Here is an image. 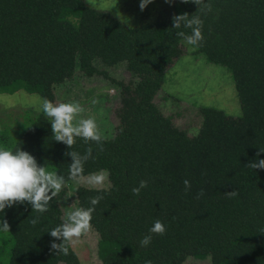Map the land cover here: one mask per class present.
<instances>
[{"label": "trees", "instance_id": "1", "mask_svg": "<svg viewBox=\"0 0 264 264\" xmlns=\"http://www.w3.org/2000/svg\"><path fill=\"white\" fill-rule=\"evenodd\" d=\"M213 5L218 11L202 17L204 45L194 48L176 36L191 30L172 28V17L193 15L198 6L180 0L170 19L134 28L85 0H0V93L24 90L54 103L56 88L77 69L89 78L104 75L97 60L108 67L126 63L135 81L130 89L116 81L123 105L120 130L105 139L95 162L85 164V175L107 170L110 187L81 186L76 193L84 208L91 197L104 196L91 221L102 264H184L190 257L212 264H264V170L246 166L264 148V0H213ZM190 49L229 69L243 109V116L234 118L201 107L196 136L180 129L155 101L168 69ZM25 121L23 132L22 125L12 133L0 130V147L22 148L48 169L57 149L54 169L67 178L70 149L54 140L50 118L42 112ZM89 146L96 155L95 145L79 138L73 150L83 154ZM141 180L148 186L133 195ZM185 180L191 183L187 194ZM235 190L238 197L227 198L225 193ZM66 191L43 214L28 204L5 210L13 245L0 248V264H82L73 247L68 255L50 248L62 243L48 232L62 223ZM156 220L165 235L152 234L151 243L141 247Z\"/></svg>", "mask_w": 264, "mask_h": 264}, {"label": "rangeland", "instance_id": "2", "mask_svg": "<svg viewBox=\"0 0 264 264\" xmlns=\"http://www.w3.org/2000/svg\"><path fill=\"white\" fill-rule=\"evenodd\" d=\"M93 3L94 7L89 6L111 14L130 28L170 19L174 15L175 5V3L169 5L165 0H154V3L141 11L140 0H93ZM117 12L121 14V20L117 18ZM184 48L186 52L187 47ZM190 51L189 54L177 59L167 71L166 83L157 95L156 103L165 115L173 118L180 129L186 130L190 136H196L202 125L199 111L201 107H213L234 118H241L243 109L229 69L211 64L204 55L192 54L191 49ZM97 61L104 75L89 78L77 69L72 79L56 88L54 104L79 102L86 109L84 116L94 118L106 139H109L119 132L121 125L118 110L123 106L122 96L116 81L118 84L124 83L128 89L134 88L135 81L127 70L126 63L108 67L100 60ZM43 99L44 97L39 94H29L24 90L14 94L0 93V130L12 133L18 125H22L19 129L23 132L27 116L43 112L41 109ZM56 155L57 149L54 152V165H51L54 167L57 164ZM54 167L48 170L56 173ZM81 186L88 188L73 181L65 185L66 195L61 200L63 215L70 210L69 206L74 204L79 207L76 193ZM3 216L4 213L0 214V217ZM98 241L97 233L92 230L80 243L73 246L82 264H102L97 255ZM7 243L13 245L8 233L0 231V248L6 247ZM184 264L212 263L210 259L199 261L190 257Z\"/></svg>", "mask_w": 264, "mask_h": 264}, {"label": "clouds", "instance_id": "3", "mask_svg": "<svg viewBox=\"0 0 264 264\" xmlns=\"http://www.w3.org/2000/svg\"><path fill=\"white\" fill-rule=\"evenodd\" d=\"M169 5H173L176 0H165ZM181 3H192L198 6V11L189 15L183 13L172 17V28L190 29V34L179 30L176 36L181 38L187 45L194 48L203 47L205 36L203 34L205 20L202 17L218 11L214 9L213 0H180ZM90 6H95L93 0H85ZM154 0H140V10L144 11ZM117 18L121 20V14L117 12ZM218 18V17H217ZM95 103V101H93ZM41 109L46 117L50 118L53 137L56 142L65 144L70 151L65 152V156L71 157L69 164V174L65 176L51 172L47 166L38 164L36 158L30 153L17 148L15 151L0 147V214L5 213L16 205L28 204L34 212L43 214L49 210L50 202L57 197L69 181L86 185L88 188L96 191H102L109 187V172L101 169L85 175V164L88 161L97 159V156L104 151V141L106 139L104 132L98 126L96 120L92 117H85L86 109L76 101L59 102L44 98ZM81 139L89 146L81 154L73 150L77 139ZM264 148H259L257 159L246 166L253 170H264V160L259 159ZM148 186V181L141 180L138 187L132 188L133 195L139 196L141 190ZM185 193L191 190V183L184 181ZM204 195L201 190L197 194V199ZM229 199L238 197V190L226 192ZM104 199L103 195L91 197L90 207H76L74 204L69 206L70 210L61 218L62 223L48 233L55 240L62 243L52 242L50 248L54 254L68 255L71 247L77 245L93 230L91 223L95 206ZM31 224L35 226L39 222V217L32 219ZM0 231L10 232L8 221L0 217ZM264 232V228L260 229ZM166 228L160 220H156L149 229V235L144 236L140 241L141 247H147L152 241V234L163 236ZM145 264H151L146 261Z\"/></svg>", "mask_w": 264, "mask_h": 264}, {"label": "crops", "instance_id": "4", "mask_svg": "<svg viewBox=\"0 0 264 264\" xmlns=\"http://www.w3.org/2000/svg\"><path fill=\"white\" fill-rule=\"evenodd\" d=\"M169 70V69H168ZM156 101V100H155Z\"/></svg>", "mask_w": 264, "mask_h": 264}]
</instances>
